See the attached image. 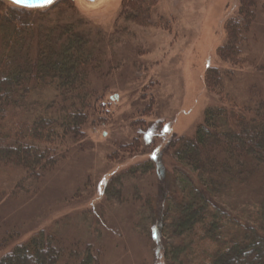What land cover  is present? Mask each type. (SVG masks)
I'll return each mask as SVG.
<instances>
[{
    "label": "rangeland",
    "instance_id": "374dc122",
    "mask_svg": "<svg viewBox=\"0 0 264 264\" xmlns=\"http://www.w3.org/2000/svg\"><path fill=\"white\" fill-rule=\"evenodd\" d=\"M121 2L71 0L73 10H51L50 17L72 15L96 47L100 64L89 76L94 95L82 137L65 142L53 168L21 183L23 171L0 176V257L43 231L76 251L78 261L88 249L95 264H166L155 226L166 194L188 192L195 179L190 170L179 174L167 144L191 137L207 107L231 105L205 88L206 68L232 74L224 91L238 104L252 83L264 101V0H257L242 66L216 53L238 0H157L148 26L121 17ZM253 181L263 183L264 173L228 184L213 200L237 224L231 233L256 224L260 187ZM168 236L166 244L181 245Z\"/></svg>",
    "mask_w": 264,
    "mask_h": 264
},
{
    "label": "trees",
    "instance_id": "16d2710c",
    "mask_svg": "<svg viewBox=\"0 0 264 264\" xmlns=\"http://www.w3.org/2000/svg\"><path fill=\"white\" fill-rule=\"evenodd\" d=\"M156 3L122 0L120 16L148 26ZM54 7L60 12L74 9L71 0H55L42 10L0 0V176L7 170L23 171L20 183L37 180L56 164L66 141L82 137L94 95L89 76L100 64L96 47L76 19L50 17ZM257 10V0H238L236 14L223 25L226 39L216 50L221 60L243 65L242 50ZM228 73L207 67L204 86L231 105L207 107L191 137L175 136L167 144L183 169L179 174L190 170L195 179L191 187L187 183L188 192L181 188L166 194L169 201L155 226L166 264H264V181H253L260 187L256 224L244 225L241 232H230L237 224L213 201L228 184H246L264 173L263 95L252 83L245 102L238 104L224 91ZM166 234L181 245L166 244ZM59 242L39 231L2 255L0 264L69 263L65 258L71 264L92 263L88 249L78 261L80 255Z\"/></svg>",
    "mask_w": 264,
    "mask_h": 264
},
{
    "label": "water",
    "instance_id": "95a60500",
    "mask_svg": "<svg viewBox=\"0 0 264 264\" xmlns=\"http://www.w3.org/2000/svg\"><path fill=\"white\" fill-rule=\"evenodd\" d=\"M7 1L12 3V0H7ZM86 1L93 2L95 0H86ZM42 3H43V0H28V3L26 5L25 4H20V5L14 4V5L20 6V7H25V8H36V7H41L38 5H40Z\"/></svg>",
    "mask_w": 264,
    "mask_h": 264
},
{
    "label": "snow or ice",
    "instance_id": "6c2138e0",
    "mask_svg": "<svg viewBox=\"0 0 264 264\" xmlns=\"http://www.w3.org/2000/svg\"><path fill=\"white\" fill-rule=\"evenodd\" d=\"M12 3L17 4V5H20V4L26 5L28 3V0H12ZM51 3H53V0H43V3L38 5V6L46 7V6L50 5Z\"/></svg>",
    "mask_w": 264,
    "mask_h": 264
}]
</instances>
